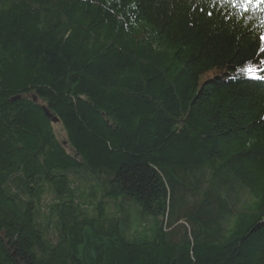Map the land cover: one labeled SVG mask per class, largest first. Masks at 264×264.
<instances>
[{
  "label": "trees",
  "instance_id": "obj_1",
  "mask_svg": "<svg viewBox=\"0 0 264 264\" xmlns=\"http://www.w3.org/2000/svg\"><path fill=\"white\" fill-rule=\"evenodd\" d=\"M261 36L224 0H0V264H264Z\"/></svg>",
  "mask_w": 264,
  "mask_h": 264
},
{
  "label": "snow or ice",
  "instance_id": "obj_2",
  "mask_svg": "<svg viewBox=\"0 0 264 264\" xmlns=\"http://www.w3.org/2000/svg\"><path fill=\"white\" fill-rule=\"evenodd\" d=\"M224 3L231 8L242 10L244 13L253 14L264 25V0H224ZM260 39L264 41V36H261ZM260 52L264 53V47L260 48ZM240 72L251 79L264 80V61L242 66Z\"/></svg>",
  "mask_w": 264,
  "mask_h": 264
},
{
  "label": "rangeland",
  "instance_id": "obj_3",
  "mask_svg": "<svg viewBox=\"0 0 264 264\" xmlns=\"http://www.w3.org/2000/svg\"><path fill=\"white\" fill-rule=\"evenodd\" d=\"M55 130H56V133L59 137L60 140L64 141L65 139V135H64V132L62 130V127L60 126V124L56 123V125L54 126Z\"/></svg>",
  "mask_w": 264,
  "mask_h": 264
},
{
  "label": "water",
  "instance_id": "obj_4",
  "mask_svg": "<svg viewBox=\"0 0 264 264\" xmlns=\"http://www.w3.org/2000/svg\"><path fill=\"white\" fill-rule=\"evenodd\" d=\"M45 109V108H44ZM45 113H46V115L48 116V117H51V115L48 113V111L45 109ZM52 122L53 123H58L59 122V120L55 117V118H52Z\"/></svg>",
  "mask_w": 264,
  "mask_h": 264
}]
</instances>
